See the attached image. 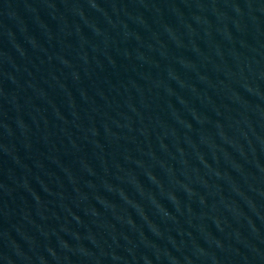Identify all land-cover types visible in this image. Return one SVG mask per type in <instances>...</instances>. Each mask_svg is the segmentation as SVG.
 <instances>
[{
  "label": "water",
  "instance_id": "water-1",
  "mask_svg": "<svg viewBox=\"0 0 264 264\" xmlns=\"http://www.w3.org/2000/svg\"><path fill=\"white\" fill-rule=\"evenodd\" d=\"M0 264H264V0H0Z\"/></svg>",
  "mask_w": 264,
  "mask_h": 264
}]
</instances>
